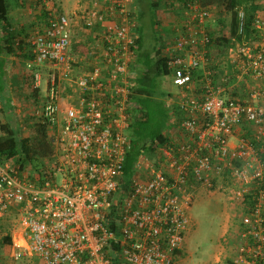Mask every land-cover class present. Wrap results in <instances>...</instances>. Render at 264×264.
Segmentation results:
<instances>
[{
    "label": "built area",
    "instance_id": "2783aa9c",
    "mask_svg": "<svg viewBox=\"0 0 264 264\" xmlns=\"http://www.w3.org/2000/svg\"><path fill=\"white\" fill-rule=\"evenodd\" d=\"M90 1L82 15L95 29L89 70L71 65L72 19L64 10L46 8L47 19L26 33L27 67L40 91L32 115L51 151L33 166L0 160V217L15 211L17 248L41 264H173L192 191L222 176L236 186L229 200L246 206L232 264H264V13L253 23L257 47L233 41L225 50L231 73L251 79L241 93L231 73L212 69L219 64L211 11L180 0L183 19L157 47L178 89L168 103L184 117L173 121L177 134L152 153L141 151L123 189L137 23L132 0ZM238 17L241 31L242 11ZM6 235L13 242L0 233V245Z\"/></svg>",
    "mask_w": 264,
    "mask_h": 264
},
{
    "label": "trees",
    "instance_id": "16d2710c",
    "mask_svg": "<svg viewBox=\"0 0 264 264\" xmlns=\"http://www.w3.org/2000/svg\"><path fill=\"white\" fill-rule=\"evenodd\" d=\"M151 7L157 8L161 3L167 4V0H147ZM203 7L213 8L221 7L222 11L230 15L229 34H220L213 40V45L224 46L221 52L225 53L227 47L248 42L253 45V41L258 39L257 31L254 28V20L257 16V10L261 6L257 0H199ZM11 0H0V56L14 53L17 56L31 60L33 57L26 50L27 35L21 32L24 27L16 26L15 29L10 26L9 14L11 11ZM212 11V10H211ZM218 11V10H216ZM239 11L243 13V25L239 30ZM215 12V11H213ZM182 12L180 11V17ZM85 25V24H84ZM22 27V28H21ZM139 30V28H138ZM24 31V30H23ZM140 34V33H139ZM158 37H156L157 39ZM16 41L18 43L16 44ZM234 41V42H233ZM79 48L83 46L77 43ZM136 66L134 75V85L132 87L131 120L129 128L130 147L126 153L124 169L122 174V188L126 189L131 176L133 175V165L137 156L142 150L152 151L157 144L164 143L167 139L166 130L169 129V120L173 117H184L183 113L175 109L176 102L169 105L165 101V96L175 98L169 92L162 91L160 88L162 77L171 75V67L168 65L167 58L163 56L160 48L152 47L151 50L142 48L141 34L135 41ZM2 58L0 57V96L4 94L5 84L1 83L4 73L2 71ZM84 57H76L71 63L74 68L84 67ZM30 76V74H29ZM32 77L22 75V82L28 87L29 94L35 98L39 97V90L31 86ZM38 92V93H37ZM175 107V108H174ZM18 129L12 126L8 121L0 120V160L7 158H17L22 166L36 165L38 159L47 156L51 147L46 140V129L43 125L36 124L34 132L27 137H19ZM150 143V146L147 145ZM11 244L10 236L2 238L1 245ZM180 254V252H179ZM229 264L232 261L229 260Z\"/></svg>",
    "mask_w": 264,
    "mask_h": 264
},
{
    "label": "rangeland",
    "instance_id": "374dc122",
    "mask_svg": "<svg viewBox=\"0 0 264 264\" xmlns=\"http://www.w3.org/2000/svg\"><path fill=\"white\" fill-rule=\"evenodd\" d=\"M83 1L87 2L88 0ZM71 2L72 1L69 0L68 3ZM84 4L85 3H82L81 6ZM66 7L67 9H70V6L67 5ZM74 11L77 12L76 10ZM67 14L71 17L70 12H68ZM82 15L83 12L80 11L79 14H74L71 18L73 19V21H80L82 20ZM146 15L148 14H145V16ZM82 23L83 22H81V24ZM146 24L149 23L146 21ZM35 26L36 25L27 27V33L31 32L32 28ZM78 26L79 25H75L74 22H72L71 29L73 31L74 29H77V32L74 31L73 34H75V38H80L81 40L85 41L86 36H82L80 34ZM150 27V25H142L143 32L148 37V44L152 42ZM217 28H220L219 33L217 32ZM214 32L215 37L220 35L221 33L226 34V30H224L223 28L221 29V25L218 24L215 25ZM162 34L159 33V36L157 35V40ZM254 44L255 43H253V45ZM213 48L214 49H212V56L215 57L213 59H215V62H217L219 65H214L212 69H214L215 71H228L229 73H231L230 67L227 65L228 60L224 57L225 53L221 52V49L224 48V46L221 47L214 45ZM2 60L3 61L1 69L3 73H5V66L7 63L4 59ZM84 63H86V60H84ZM18 67L22 69L23 65L19 63ZM12 68L14 69L15 67ZM80 69L86 70L87 65L84 64V67H80ZM3 78L1 83L5 84ZM44 78L45 77L43 76V83L41 86V89L43 91L45 87ZM17 79L18 78H14L13 76L12 82L10 83L11 87L15 88L14 86H16L17 84ZM229 80L234 83L237 82V89L241 93L245 89L247 83L251 82V79L249 77L236 78L234 73H231L229 75ZM160 88L162 91L169 92L172 95H174L178 91L176 86H174L172 83L171 76L162 77ZM20 92L21 91H19L18 95H16V93H13L11 95L13 104L11 109L8 110L9 113L6 114L4 110L2 111V109H0V120L4 122L6 121V119H8V122L12 126H16L19 130V137H27L30 136L35 130L34 123L36 119L34 118L32 113L33 109H35L38 103H36L35 101H26L27 94L22 95V93ZM176 106H178V104H176ZM11 115H13L14 118ZM16 116L19 117L16 118ZM142 151L144 152V150ZM219 178H217L218 180H216L215 184L211 187H202L201 189L192 191V200L190 205L188 206L190 226L186 231L183 248L181 253L179 254V258L175 261V264H229V260L232 261L234 253L238 245L240 244L239 233L242 226L240 223L241 211H244L246 206H240L237 203L234 205V203L229 200V192L232 189L236 188V186L229 179H226L222 176ZM14 213L15 211H10L8 217H0V233L11 234L14 242H11V244L9 245H0V264H41L39 258L36 255L30 253L21 246L20 248H17V242L20 241L17 237L18 231L15 227V221L13 217H10ZM10 220L12 222V227L10 226ZM17 253H21L22 255L19 257H14V255Z\"/></svg>",
    "mask_w": 264,
    "mask_h": 264
},
{
    "label": "crops",
    "instance_id": "0c3cea01",
    "mask_svg": "<svg viewBox=\"0 0 264 264\" xmlns=\"http://www.w3.org/2000/svg\"><path fill=\"white\" fill-rule=\"evenodd\" d=\"M71 3H68L69 0H50L49 2L43 3V0H11L12 6H11V11L9 14V23L12 28L15 29L16 26L21 25L24 27L21 32L27 33V27L32 26V25H40L42 24L46 19L48 12L46 11V8H49L51 6H56L58 10H63L64 12L68 13L70 12L71 17L75 14H79L80 11L83 12V8L89 7L90 6V0L87 2H84L83 0H71ZM62 2V3H61ZM167 4L161 3L157 8H153L150 5V2L147 0H132L130 6H131V11L132 15L134 17L135 22L137 23L136 25V34L139 37L141 34L142 36V48L144 50H151L152 47L157 46L158 40L156 39L157 35L159 36V33H165L170 36H173V25L176 23H179L182 21L183 18L180 17V0H167ZM82 3H85L84 5L81 6ZM257 3L261 6V9L256 11L258 14H263L264 13V0H257ZM70 6V9H67L66 6ZM210 11H215L212 13L209 18V23L208 25L213 27V32L215 30V25H221V29L223 28L226 30V34H229V27L230 25V15L224 11H222L221 7H216V9H211L208 8ZM70 10V11H69ZM76 10L77 12H75ZM218 10V11H216ZM156 12V14H155ZM73 14V15H72ZM145 14H148L145 16ZM144 18H145V23H144ZM72 19V18H71ZM211 19V20H210ZM146 21L149 24H146ZM74 22L75 25H79L78 28L80 30V34L83 36H86L85 42L81 40L80 38H75V34H73L74 31L77 32V29L74 31L72 30V42L74 45H72V49L74 51V54L76 57H84V60H86V65L87 69H90V64H91V57H90V50L88 47V44L91 43V38L95 37V29L88 28L87 26L84 25V21L82 20H76V21H71ZM81 22H83L81 24ZM81 24V25H80ZM142 25H150L151 27V32L150 34L152 35V42L148 44V37L144 34ZM210 26V27H211ZM21 27V28H22ZM75 27V26H73ZM72 27V28H73ZM139 28V30H138ZM172 28V29H171ZM24 30V31H23ZM220 28H217V32L219 33ZM140 33V34H139ZM215 34V32H214ZM76 42V43H75ZM78 43H81V45L84 47L83 50L82 48H79ZM260 40H257L254 44V46L259 45ZM148 44V45H147ZM137 48V46H136ZM25 51H28L27 48ZM2 59L5 60L6 64V69L4 73V81H5V87H4V94L0 96V109L2 111L4 110L7 113L8 110L11 109L13 100L11 99V95L13 93H16V95L22 93V95H26L27 100L26 101H34L35 98L29 94L28 87L22 82V75L25 74L27 77H32L33 74L35 73L34 69L27 68V60H24L25 58L21 56H17L14 53H9L8 55H1L0 56ZM16 58V59H15ZM22 62H21V61ZM19 63L23 65V68L20 69L18 67ZM136 65V61H135ZM12 67H15L14 69ZM46 71V69H45ZM30 74V76H29ZM18 78L16 80L17 84L14 86L15 88L11 87L10 83L12 82V78ZM31 86L33 87L32 83ZM38 93V92H37ZM175 95V94H174ZM167 102V96L164 98ZM168 103V102H167ZM4 112V113H5ZM13 116V115H11ZM19 116H16V118ZM14 118V116H13ZM174 118L177 120L179 118L173 117L172 119L169 120V126H171L169 129L166 130L167 135L168 134H175V126L174 124H171V121H174ZM8 121V119H6ZM129 134V130H128ZM130 137V136H129ZM147 151V150H146ZM200 189V188H197ZM194 189V190H197Z\"/></svg>",
    "mask_w": 264,
    "mask_h": 264
},
{
    "label": "bare ground",
    "instance_id": "6f19581e",
    "mask_svg": "<svg viewBox=\"0 0 264 264\" xmlns=\"http://www.w3.org/2000/svg\"><path fill=\"white\" fill-rule=\"evenodd\" d=\"M72 63V62H71ZM26 66H27V64H26ZM136 66V65H135ZM28 68V67H27ZM134 81V80H133ZM43 83V80L41 81V84ZM132 92V91H131ZM131 95V94H130ZM168 99H169V97H168ZM130 100H131V98H130ZM179 118V117H178ZM174 120H177L176 118H174ZM171 124H174V126H175V131H176V133L175 134H177V123H174L173 121H171ZM174 135V134H173ZM150 144V143H149ZM147 147H149V146H147ZM155 149V148H154ZM153 149V150H154ZM153 150L152 151H146L147 153H152L153 152ZM188 213V212H187ZM188 217H189V214H188ZM190 226V217H189V224H188V227ZM188 227H187V229H186V231L188 230ZM186 231L184 232V237H183V243H182V247H181V249L180 250H178V251H176V258L174 259V261H173V264H175L176 262V260L179 258V252L181 253V251H182V248H183V244H184V241H185V234H186ZM18 243V245H23V243L21 242V241H18L17 242Z\"/></svg>",
    "mask_w": 264,
    "mask_h": 264
}]
</instances>
